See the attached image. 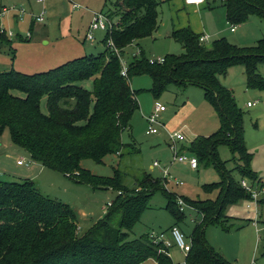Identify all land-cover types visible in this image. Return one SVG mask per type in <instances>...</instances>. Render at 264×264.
Masks as SVG:
<instances>
[{
    "label": "trees",
    "instance_id": "obj_1",
    "mask_svg": "<svg viewBox=\"0 0 264 264\" xmlns=\"http://www.w3.org/2000/svg\"><path fill=\"white\" fill-rule=\"evenodd\" d=\"M159 3L115 0L113 14L117 21L107 16L111 27L102 40L105 49L98 55L81 56L32 74L0 71V131L8 129L12 144L24 150L30 160L77 183L116 191L104 215L78 234V218L71 206L41 195L29 179L0 181V264H141L149 258L156 264H173L163 242H154L147 234L128 238L156 191L166 195V208L175 223L185 218L175 205L174 195L164 190V178L144 173L135 180V186L127 188L117 170L112 176H102L81 165L84 159L102 163L106 155L119 154L124 146L139 151L133 142L124 144L121 140L122 131L129 128L132 114L139 107V90L129 82L138 75L150 78L149 91L155 97L171 84L180 88L196 85L218 112L220 128L210 136L197 137L188 148L198 164H215L221 179L206 186L209 191L218 190L215 201H191L200 218L192 229L185 263L232 264L206 241L202 229L220 221L228 202L250 199L240 185L241 179H258L262 185L264 180L250 165L252 156L242 134L243 112L218 75H225L228 67L240 63L247 87L264 90V76L257 70L259 63L264 64V36L253 46L238 47L219 38L207 48L190 30L178 29L170 36L181 43V53L166 54L162 62H150L140 48L127 63L123 76L122 51L157 30ZM223 6L231 25L242 24L250 15L264 18V0H223ZM0 39L7 40L5 32H0ZM87 78L93 79L92 91L80 85ZM44 97L46 112L41 109ZM220 144L232 154V169H224L217 157ZM234 171L238 179L232 176ZM258 202L264 203V197Z\"/></svg>",
    "mask_w": 264,
    "mask_h": 264
},
{
    "label": "rangeland",
    "instance_id": "obj_2",
    "mask_svg": "<svg viewBox=\"0 0 264 264\" xmlns=\"http://www.w3.org/2000/svg\"><path fill=\"white\" fill-rule=\"evenodd\" d=\"M114 1L44 0L43 7L36 0H0V28L7 35V40L0 39V71L13 69L32 74L47 71L81 56H95L103 52L105 44L102 40L107 30L93 31L92 40L86 39V32L93 12H101L106 16L110 14V20L117 21L113 14ZM158 1V29L151 36L126 46L122 51V64L127 65L139 47L147 58L157 59L166 54L181 53V43L169 35L178 29H188L197 36L208 35L209 41L203 43L207 48L219 38L238 47L253 46L264 36V18L252 15L242 24H235V30L231 31L221 0H208V3L195 10L194 7H186L183 0ZM73 2L79 7L73 8ZM41 10H44L43 20L35 21V16ZM32 20L34 22L30 25ZM257 70L264 76L263 63L257 65ZM218 80L232 91L237 106L243 112L242 134L246 150L252 156L250 165L258 177L264 180V90L247 87L245 69L240 63L228 67L225 75H218ZM129 82L133 89L139 90V107L132 114L129 128L122 131L121 140L124 144L133 142L139 151L124 146L120 155L108 154L102 163L84 159L81 165L91 173L102 176H112L113 171L117 170L121 174L122 184L127 188L135 186V180L144 173L160 177V166L150 168L154 161L167 166L168 175L164 178L163 188L174 195L176 207H179L178 198L184 201L181 211L185 218L175 223L171 210L166 208V195L156 191L139 221L128 232V238L162 233L169 243L168 253L173 264H186L187 252L174 243L170 228L176 224L191 247L192 229L196 217L200 218L191 201H215L218 190L209 191L206 186L220 181L221 172L211 161L199 162L197 169L190 168L187 162L173 161L170 135L182 134L184 139L176 142V146L183 149L184 154H189L188 148L197 137L210 136L220 128L218 112L204 99L203 89L196 85L180 88L171 84L155 97L149 91L151 80L147 75L134 76ZM80 85L92 91L93 79H84ZM247 101H256V104L247 107ZM156 104L166 107L159 117L162 124L155 125L158 133L147 134L148 124L144 116L153 112ZM41 109L46 112L45 97L41 100ZM19 150L12 144L8 129L0 131V181L29 179L41 195L74 208L78 218V234H82L104 215L107 203L112 201L116 191L111 188L93 189L90 185L77 183L57 170L32 162L24 150L21 154ZM216 153L224 169L235 166L226 145H218ZM19 157H23L24 165L16 163ZM232 176L239 178L236 171L232 172ZM202 232L214 250L232 264H264L263 202L247 199L228 202L220 221L206 224ZM141 264L156 263L149 258Z\"/></svg>",
    "mask_w": 264,
    "mask_h": 264
},
{
    "label": "built area",
    "instance_id": "obj_3",
    "mask_svg": "<svg viewBox=\"0 0 264 264\" xmlns=\"http://www.w3.org/2000/svg\"><path fill=\"white\" fill-rule=\"evenodd\" d=\"M37 2H42L43 0H36ZM186 4H195L198 5L202 2H204V0H184ZM72 7L73 8H77L79 7V4L73 2L72 3ZM43 13L44 10H41V12L35 16V21H42L43 20ZM18 14H15V16ZM93 17L92 20L89 24L88 30L86 32V39L88 40H92L93 37V31L95 30H108L111 27V22L109 20V18L104 15L101 12H93ZM34 21V20H33ZM235 27V25H231V30H233ZM0 32H5L3 29L0 28ZM6 33V32H5ZM9 35H11V33H9ZM29 35V33H28ZM209 36L208 35H200L199 36V42L202 44L204 42H207ZM110 46H113V44L111 42H109ZM154 60H157L159 62L163 61V57H159L157 59L154 58H150V62H153ZM121 74L123 76H126V65L122 64V68H121ZM255 102H247V106H252L254 105ZM165 110V106L164 105H156L154 108V111L151 112L149 115L145 116V120L147 121L148 127L146 129V133L147 134H156L158 133V129L155 125H161V121L159 119L160 117V113L162 111ZM171 138V148L174 151L173 154V161H179V162H187L190 166V168L192 169H197L198 167V161L196 156L192 155V154H184V150L183 149H178L176 146V142L182 141L184 139L183 135L180 133H173L170 135ZM180 151V152H179ZM16 163L18 165H23L25 164V161L23 159V157H19L16 161ZM153 166H160V164L157 161L153 162ZM161 171H162V175L161 177L165 178L166 175H168V168L167 166H163L161 167ZM240 185L242 186V188L248 192L250 194V199L249 201H255L258 203V200L261 199L262 197H264V185H262L261 180L259 181L254 180V181H249L247 179H241L240 181ZM261 194L263 195L261 197ZM112 201H109L107 203V206H109L111 204ZM177 204L179 206V209L182 210L183 205H184V201L181 198H178L177 200ZM247 206L249 207L250 205L247 204ZM170 232L171 235L173 237V241L174 243L183 251L188 252L190 249V244L185 242L184 240V236L183 234L180 232L179 228L174 225L170 228ZM149 237L154 241V242H163V244H165L166 246H168V242L164 239V235L161 233L159 235H156L154 233L149 234Z\"/></svg>",
    "mask_w": 264,
    "mask_h": 264
},
{
    "label": "crops",
    "instance_id": "obj_4",
    "mask_svg": "<svg viewBox=\"0 0 264 264\" xmlns=\"http://www.w3.org/2000/svg\"><path fill=\"white\" fill-rule=\"evenodd\" d=\"M37 2V1H36ZM208 3V0H204V2H202V3H200V4H198V5H195V4H186L185 3V1L183 0V3H184V5L186 6V7H194V10H195V8H201L202 7V5H204L205 3ZM221 2H223V0H221ZM37 3H40V4H42V6H43V3H44V0L42 1V2H37ZM44 7V6H43ZM221 7H223L224 8V6H223V4L221 5ZM225 9V8H224ZM33 20L31 21V24L30 25H32L33 24ZM227 23H228V21H227ZM159 25H160V23H159V16H158V27H159ZM158 29V28H157ZM230 30H231V25H230ZM235 30V27H234V29L233 30H231V31H234ZM169 35H171V33L169 34ZM173 39V38H172ZM209 39H210V37L208 38V40H207V42L209 41ZM137 42V41H136ZM135 42V43H136ZM139 49H140V47H139ZM181 49L183 50V47H182V45H181ZM124 65H126V64H124ZM130 86H131V84H130ZM132 87V86H131ZM247 102H250V101H247ZM255 102V104H256V101H254ZM254 104V105H255ZM156 105H158V104H156ZM155 105V106H156ZM161 105V104H160ZM246 105H247V103H246ZM253 106V105H252ZM247 107H250V106H247ZM166 108V107H165ZM163 112V111H162ZM161 112V113H162ZM161 113H160V115H161ZM149 115V114H148ZM145 116H147V115H145ZM144 116V117H145ZM132 143V142H131ZM125 144H129V143H125ZM136 145V144H135ZM130 148V147H129ZM132 150H135V148H131ZM18 150H16V152H17ZM21 151L22 150H19V152H20V154H21ZM28 159H29V157H28ZM32 161V160H31ZM32 162H36V161H32ZM24 165V164H23ZM151 167H153V163H152V165L150 166V168ZM160 167H163V166H161L160 165ZM198 168V167H197ZM110 201V200H109ZM108 201V202H109ZM74 209V208H73ZM105 211H106V209L104 210V213H105ZM198 214V213H197ZM197 219L195 220V223L197 222V220H198V217H196ZM94 223V222H93ZM174 226V225H173ZM79 230H81V228H79Z\"/></svg>",
    "mask_w": 264,
    "mask_h": 264
}]
</instances>
